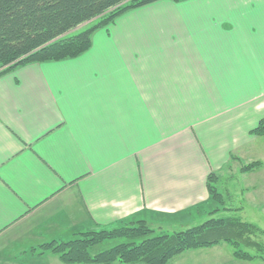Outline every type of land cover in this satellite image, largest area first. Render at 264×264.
I'll use <instances>...</instances> for the list:
<instances>
[{"label":"crops","instance_id":"crops-1","mask_svg":"<svg viewBox=\"0 0 264 264\" xmlns=\"http://www.w3.org/2000/svg\"><path fill=\"white\" fill-rule=\"evenodd\" d=\"M263 118L264 0H158L76 57L1 74L0 264H66L42 245L130 221L192 226L209 176L257 160L242 191L264 196ZM232 248L168 264L257 259Z\"/></svg>","mask_w":264,"mask_h":264},{"label":"trees","instance_id":"trees-1","mask_svg":"<svg viewBox=\"0 0 264 264\" xmlns=\"http://www.w3.org/2000/svg\"><path fill=\"white\" fill-rule=\"evenodd\" d=\"M155 1L0 0V75L25 64L76 57L91 47L98 28L108 26L128 10ZM252 133L264 136V118ZM262 166L263 162L257 160L241 170L250 172ZM217 177L215 173L209 176L211 199L223 203V194L215 185ZM217 211L201 224L174 232L136 220L112 229L82 232L72 240L45 243L42 248L57 254L66 264H168L188 250L220 243H229L239 259L258 257L248 249L264 248L255 239L264 230L240 217H217ZM116 239L126 241L94 252L97 245Z\"/></svg>","mask_w":264,"mask_h":264},{"label":"rangeland","instance_id":"rangeland-1","mask_svg":"<svg viewBox=\"0 0 264 264\" xmlns=\"http://www.w3.org/2000/svg\"><path fill=\"white\" fill-rule=\"evenodd\" d=\"M78 32H80V30L74 31V33ZM243 165H241V167L239 165L238 168L233 165L235 168L232 170L233 175L231 178H225L224 180H221L222 178L219 179L217 189H220L219 192L223 194V203H220L214 199L210 200L205 206L204 211L201 212L200 219H197L196 224L194 223V225L201 224L206 221L210 217V213L212 211H217L219 208V210L214 214L217 217H240L246 221L258 224L260 228L264 230V196H260L258 194L254 195L252 192L247 193L242 191L243 184L247 183L241 174V168ZM263 182L264 181H262L261 184H263ZM261 189L264 188L261 187ZM184 228L186 227H177V229L175 228L173 230L166 228L165 232H174ZM255 239L257 241L261 240L262 244L264 245V232L255 236ZM125 241V239L108 240L102 246L104 249H107ZM232 250H234V248H232ZM248 251L259 255L257 259L250 262V264H264V248L259 250L258 248L253 247L252 249H248ZM94 252L98 251L94 249Z\"/></svg>","mask_w":264,"mask_h":264}]
</instances>
